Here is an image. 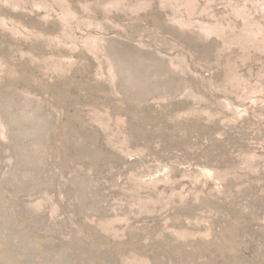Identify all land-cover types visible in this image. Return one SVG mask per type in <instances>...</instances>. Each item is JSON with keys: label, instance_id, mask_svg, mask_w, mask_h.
Returning <instances> with one entry per match:
<instances>
[{"label": "rangeland", "instance_id": "1", "mask_svg": "<svg viewBox=\"0 0 264 264\" xmlns=\"http://www.w3.org/2000/svg\"><path fill=\"white\" fill-rule=\"evenodd\" d=\"M0 264H264V0H0Z\"/></svg>", "mask_w": 264, "mask_h": 264}]
</instances>
